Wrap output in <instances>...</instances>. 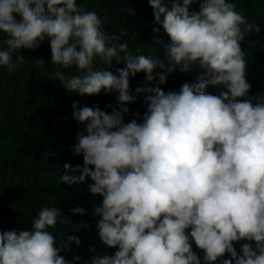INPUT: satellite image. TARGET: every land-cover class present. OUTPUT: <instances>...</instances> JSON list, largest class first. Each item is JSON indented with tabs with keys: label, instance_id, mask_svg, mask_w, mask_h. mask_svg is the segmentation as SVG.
Masks as SVG:
<instances>
[{
	"label": "clouds",
	"instance_id": "clouds-1",
	"mask_svg": "<svg viewBox=\"0 0 264 264\" xmlns=\"http://www.w3.org/2000/svg\"><path fill=\"white\" fill-rule=\"evenodd\" d=\"M196 2L148 0L153 32L162 28L170 37L162 60L132 55L127 41L109 34L98 14L77 0H0V67L17 70L24 63L20 50L39 49L47 39L54 80L66 90L117 94L120 107L111 114L72 105L73 118L85 126L72 146L83 166L65 163L60 179L65 185L94 181L90 193L103 197L94 209L101 217L98 235L119 249L85 264H264V93L249 97L241 47L260 25L232 0H199V11L190 12ZM113 59L126 64L118 75L95 68ZM44 64L37 61L38 68ZM194 66L196 81L179 92L159 87L177 69L189 73ZM73 68L75 75L62 71ZM138 73L157 86L131 94L130 77ZM209 86L225 90L212 95ZM139 95L147 105L143 122L125 124V105ZM71 211L85 214L79 207ZM65 217L59 207L46 206L33 217L31 231L0 233V264H79L82 257L68 261L60 253L80 239L69 234L56 247L49 231ZM240 241H254L255 248L244 243L238 254L234 242Z\"/></svg>",
	"mask_w": 264,
	"mask_h": 264
},
{
	"label": "trees",
	"instance_id": "trees-1",
	"mask_svg": "<svg viewBox=\"0 0 264 264\" xmlns=\"http://www.w3.org/2000/svg\"><path fill=\"white\" fill-rule=\"evenodd\" d=\"M232 2L236 4L237 11H243L249 22L260 25L259 34H247L241 42L247 60L246 79L251 85L249 97L254 98L264 93V0ZM77 4L95 11L109 34L121 36L120 42L127 41L132 55L165 59L163 48L170 42V37L162 28L159 33L153 32L157 25L148 0H77ZM189 10L199 11V0ZM3 38L0 36V43ZM18 55L24 56V63L17 70L9 73L7 68L0 67V233L31 231L32 219L42 208L59 207L66 217L64 224L49 229L56 238L55 246L59 247V242L69 234L76 235L81 241L80 245L72 243L60 253L64 259L72 261L74 256H80L79 264H85L94 255L112 256L119 250L118 246L105 245L98 235L97 224L101 217L94 215V209L101 206L103 197L90 193L88 186L94 181L89 177L79 185H65L60 177L65 163L73 167L83 166V156L74 155L72 150L78 134L85 131V126L73 118V103L79 102L80 107H99L111 114L114 108L119 110L120 107L117 94L101 92L96 96H81L66 90L54 80L55 65L51 61L47 39L39 49H21ZM38 60L45 61V64L38 68ZM125 67V63L118 64L115 59L111 66L95 64V68H104L114 75H118V68ZM62 71L68 76L77 74L75 68ZM162 71L159 68L155 70ZM197 75L195 66L189 73L177 69L159 87L165 93L179 92L184 83L195 82ZM146 86L155 87L157 84L146 83L145 73L130 77L131 94H135L136 87ZM224 90L209 86L207 92L219 95ZM252 102L256 103L254 99ZM125 106L129 108V112L123 114L125 124L133 119L143 122L147 111L143 95ZM77 207L84 209L85 214L71 211ZM244 243H251L255 248L254 241L234 242L238 254H241ZM192 249L198 256H203L194 242ZM224 258L231 259L227 253Z\"/></svg>",
	"mask_w": 264,
	"mask_h": 264
}]
</instances>
